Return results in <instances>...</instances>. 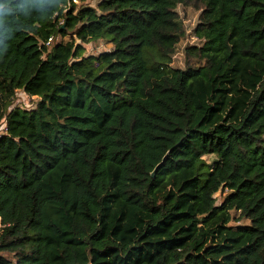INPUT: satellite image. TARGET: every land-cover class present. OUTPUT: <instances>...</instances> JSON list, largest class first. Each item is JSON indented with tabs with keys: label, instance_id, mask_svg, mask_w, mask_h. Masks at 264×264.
Returning <instances> with one entry per match:
<instances>
[{
	"label": "trees",
	"instance_id": "16d2710c",
	"mask_svg": "<svg viewBox=\"0 0 264 264\" xmlns=\"http://www.w3.org/2000/svg\"><path fill=\"white\" fill-rule=\"evenodd\" d=\"M4 121L0 264H264V0H0Z\"/></svg>",
	"mask_w": 264,
	"mask_h": 264
},
{
	"label": "rangeland",
	"instance_id": "374dc122",
	"mask_svg": "<svg viewBox=\"0 0 264 264\" xmlns=\"http://www.w3.org/2000/svg\"><path fill=\"white\" fill-rule=\"evenodd\" d=\"M100 0H78V2H75L77 4V7L80 6H92L97 7ZM177 11L179 13L180 19L183 21L184 27H185V33L182 37L181 41L178 43L175 54L173 55L172 59V67L174 68H184L187 66V64H197L199 62V59L196 55L193 54V52H188V47L190 46H200L202 45V40L197 36L195 32L196 25L198 23L199 19V11L191 6H184L179 5L177 8ZM70 36H56L53 42L62 40L64 42L70 40ZM85 47L84 54L87 55H98L101 52L107 51L111 48H113V44L106 39H97L92 40L89 43L83 44ZM39 100L38 96H30L28 95L24 90L18 91L16 101L14 105H18L27 109H30L37 104ZM13 105V106H14ZM6 122L4 121L3 124L0 127V135L3 134L5 131ZM204 158L211 162L213 161L212 155H205ZM215 196L217 197L218 201H221L223 198L222 191H218Z\"/></svg>",
	"mask_w": 264,
	"mask_h": 264
},
{
	"label": "water",
	"instance_id": "95a60500",
	"mask_svg": "<svg viewBox=\"0 0 264 264\" xmlns=\"http://www.w3.org/2000/svg\"><path fill=\"white\" fill-rule=\"evenodd\" d=\"M165 159V158H164ZM164 159H163V161L161 162V163H159L156 167H155V169L153 170V172H152V175L153 176H155L156 175V173H157V171L159 170V168L162 166V164L164 163Z\"/></svg>",
	"mask_w": 264,
	"mask_h": 264
},
{
	"label": "built area",
	"instance_id": "2783aa9c",
	"mask_svg": "<svg viewBox=\"0 0 264 264\" xmlns=\"http://www.w3.org/2000/svg\"><path fill=\"white\" fill-rule=\"evenodd\" d=\"M74 2H78V0H73ZM54 36H51L48 41H47V44H50L53 40Z\"/></svg>",
	"mask_w": 264,
	"mask_h": 264
}]
</instances>
